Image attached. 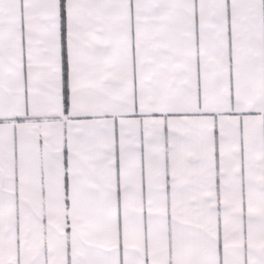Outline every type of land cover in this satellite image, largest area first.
Here are the masks:
<instances>
[{"label": "snow or ice", "instance_id": "6c2138e0", "mask_svg": "<svg viewBox=\"0 0 264 264\" xmlns=\"http://www.w3.org/2000/svg\"><path fill=\"white\" fill-rule=\"evenodd\" d=\"M0 264H264V0H0Z\"/></svg>", "mask_w": 264, "mask_h": 264}]
</instances>
